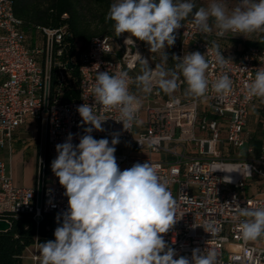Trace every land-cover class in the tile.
Instances as JSON below:
<instances>
[{
    "label": "built area",
    "instance_id": "2783aa9c",
    "mask_svg": "<svg viewBox=\"0 0 264 264\" xmlns=\"http://www.w3.org/2000/svg\"><path fill=\"white\" fill-rule=\"evenodd\" d=\"M183 24L175 33L174 45L165 52L170 58L195 51L205 54L209 62L206 70L209 88L205 96L163 99L153 82V91L147 94V102H153L146 110L144 125L136 126L140 107L132 127L126 131L122 122H118V109L97 104L95 110L107 120L102 124L104 131L93 130L91 134L95 139L107 138L111 142L112 134L119 133L115 157L121 170L148 160L157 166L159 176L177 200L176 222L161 234L168 246L175 249L174 258L190 259L192 250L199 248L205 252L215 250L218 264H264V237L244 241L238 230L243 218L236 212L237 204L264 207V189L255 195L245 193L252 178L264 185V148L254 156L253 149L246 145L248 134L245 133L250 106L262 102L259 98L246 99L245 85L251 83L259 68H264V48L247 47L238 55L221 50L230 60L221 68L215 62L212 43L235 40L238 33L228 32L221 37L214 28L211 34H202L192 21L185 20ZM36 31L38 39L32 45L15 16L14 0H0V147L11 141L14 130L26 116H32L46 125L48 152L55 159L57 144L65 142L69 133L73 134L72 143L78 144L84 128L89 127L81 124L77 108L84 103H95L91 87L97 72L114 75L124 71V67L132 69L137 61L130 48L137 46L120 35L122 55L119 59H109L114 53L115 39L91 38L78 59L79 97L61 103L51 100L50 71L52 67L63 68L53 60L55 48L58 55L61 53L63 28L37 27ZM142 60H146L144 55ZM225 72L233 81L232 92L227 97L215 93L211 87ZM179 83L183 86L182 79ZM240 148L244 149V160H230L223 155L224 149ZM155 154L165 157L155 159ZM225 177L231 182H225ZM64 192L53 174L51 184L42 181L38 200L37 190L15 186L0 163V221L10 225V216L31 215L37 222L48 213L62 217L68 208ZM205 222H212L221 230L211 236L201 226Z\"/></svg>",
    "mask_w": 264,
    "mask_h": 264
},
{
    "label": "clouds",
    "instance_id": "9594fccd",
    "mask_svg": "<svg viewBox=\"0 0 264 264\" xmlns=\"http://www.w3.org/2000/svg\"><path fill=\"white\" fill-rule=\"evenodd\" d=\"M190 15L202 34H211L214 28L221 37L228 32L245 37L264 32V0H239L231 12L223 0H210L206 7L199 8L194 0H115L110 5L105 19L113 22L115 35L128 33L145 42L151 53H161L162 62L153 69L144 60L142 74L134 79L123 70L114 75L97 72L91 87L95 103L77 108L81 124L89 127L84 128L78 144L72 143L73 134L69 133L65 142L55 146L57 156L51 162V170L65 189L68 208L62 217L57 216L58 223L61 218L62 223L54 231L55 240L39 244L40 264H218V253L211 249L205 252L194 248L190 259L174 258L175 249L168 246L161 234L176 222L177 200L159 176L157 166L148 160L121 170L115 157L119 133L112 134L111 142L107 138L95 139L91 134L93 130L104 131L102 124L107 120L95 110L97 104L118 109V122H122L123 129L128 131L132 127L140 99L129 91L130 83H135L138 91L150 94L155 78L158 88L172 97L180 87L182 75L186 95L205 96L209 88V62L205 54L195 51L183 57L174 55V68L165 66V48L174 45L176 31ZM212 52L221 68L230 61L215 42ZM232 85L225 72L211 87L227 97ZM245 89L246 99L259 98L264 102V68L256 71ZM225 182H231L230 178L225 177ZM236 212L243 218L238 230L244 241L264 237V207L237 204ZM201 226L211 236L221 230L212 222Z\"/></svg>",
    "mask_w": 264,
    "mask_h": 264
},
{
    "label": "trees",
    "instance_id": "16d2710c",
    "mask_svg": "<svg viewBox=\"0 0 264 264\" xmlns=\"http://www.w3.org/2000/svg\"><path fill=\"white\" fill-rule=\"evenodd\" d=\"M112 3L114 0H14L15 16L21 21V28L30 38L32 45L38 39L37 27L63 28L61 53L58 55L56 48L53 52V60L60 62L63 68H51V100L57 99L62 103L78 99V59L91 38H118L113 22L105 19ZM186 20H189V17ZM125 34L130 35H121ZM133 40L136 44L145 43L135 37ZM229 43L231 47L228 46ZM217 44L220 50L229 55H238L250 45H256L240 40H224ZM135 70L136 65L132 69L124 67L130 77ZM136 73L142 74L141 69ZM162 93L163 98L167 99V94L163 91ZM57 216L48 213L37 222L31 215L10 216V230L0 233V264H20L23 251L27 247L55 240L54 231L62 223V218L58 223Z\"/></svg>",
    "mask_w": 264,
    "mask_h": 264
},
{
    "label": "crops",
    "instance_id": "0c3cea01",
    "mask_svg": "<svg viewBox=\"0 0 264 264\" xmlns=\"http://www.w3.org/2000/svg\"><path fill=\"white\" fill-rule=\"evenodd\" d=\"M118 39L119 37L117 40ZM117 40L115 39L114 43V53L108 56L109 59H119L122 55V50L120 49V44L118 45ZM128 40H130L129 37ZM130 41L134 42L133 40ZM167 49L168 47L165 48V51ZM137 50L139 53L136 52ZM133 54L134 59L141 54L139 46L135 48ZM141 55H144L147 60L146 54L142 53ZM150 56L159 60V63L162 62L161 53L150 52ZM139 61L141 62L137 61L136 65L138 63L143 65L144 61H142V57ZM175 64L176 62L168 56V61L165 66L167 68H174ZM138 75V73L134 72L131 77L134 79ZM180 79L183 80L182 75ZM153 82L163 98L162 90L157 88V79L154 78L152 83ZM186 88L187 85L183 80V86L179 87L173 93L172 97L179 96L182 99L191 98V96L185 94ZM130 91L133 94H136L139 99L147 102L148 95L138 91L135 83H130ZM167 97L171 98L168 95ZM253 106H255L254 112L252 111ZM245 133L248 134L247 147L253 149L254 156L259 154L260 150L264 148V104L262 102L256 101L250 106ZM223 151L225 153V158L238 160L237 158L239 156L231 155L230 150L224 149ZM52 160L53 157L48 152L47 148L46 125L32 116H26L23 123L14 130L11 141L0 147V163L4 165L5 175L9 176L12 179L13 184L17 187L37 190L38 174L40 170L42 171L43 183L45 185L51 184L53 182V173L51 170ZM246 186H253L255 188L249 195L260 193L264 189L263 183L257 178L250 179Z\"/></svg>",
    "mask_w": 264,
    "mask_h": 264
},
{
    "label": "rangeland",
    "instance_id": "374dc122",
    "mask_svg": "<svg viewBox=\"0 0 264 264\" xmlns=\"http://www.w3.org/2000/svg\"><path fill=\"white\" fill-rule=\"evenodd\" d=\"M114 2H115V0H114ZM209 2H210V0H194V3H195L197 8H199L201 6L206 7L209 4ZM223 2L226 5V9L229 12H231V10L234 9L237 6V4L239 3V0H223ZM194 11H195V9H194ZM189 20L192 21V16L191 15L189 16ZM126 36H128L130 38V40H133V37H131L130 35H126ZM126 36H125L124 40H128V37H126ZM236 40L253 42L254 44H256V45H250L249 47H253L254 46V47L264 48V32L252 33V34L247 35V37H245V36H243V35L238 33L237 36H236V39L232 40V41H236ZM121 41H123V39H120V40L118 39L117 40L118 45L119 44L121 45ZM137 46H139L141 54L142 53L146 54L147 63L149 65H152L153 67H155V65L159 63V60L153 58V56L152 57L150 56L149 47H148V45L146 43H143L142 45L137 43ZM228 46L231 47L232 45L229 43ZM224 48H225V46H224ZM130 49L132 50L131 51L132 53L135 52V48L134 47H131ZM228 50H230V49L228 48ZM136 52L139 53L138 50ZM141 54H139V56L135 59L138 62H141V61H139V60H141V57H142ZM141 68H142V64L138 63L136 65V70L133 71V74H134V72L138 71ZM139 75H141V74H139ZM152 102H153V100H150V103H148V102L143 101V100L140 99V106H139L140 107V113H139V120H138V122L136 124L137 128L141 127L142 125H144L146 123V110L149 107V104H151ZM160 102L161 101H158V103H160ZM134 136L136 137L137 134H134ZM125 153H127V152H125ZM139 154H141V153H139ZM230 154L233 155V156H239L237 158L238 160H244L245 159L244 149L243 148L230 149ZM223 155L225 156L224 151H223ZM159 157L163 158V157H165V155L164 154H162L161 156L158 155V154L154 155L155 159H157ZM254 189L255 188L253 186H249V187L246 186L245 193L247 195H249L250 192L253 191ZM33 256L37 257L36 261L33 260ZM20 264H40V251H39V245L38 244L31 245V246L27 247L23 251V254H22L21 259H20Z\"/></svg>",
    "mask_w": 264,
    "mask_h": 264
},
{
    "label": "water",
    "instance_id": "95a60500",
    "mask_svg": "<svg viewBox=\"0 0 264 264\" xmlns=\"http://www.w3.org/2000/svg\"><path fill=\"white\" fill-rule=\"evenodd\" d=\"M41 183H42V171L38 174V185H37V197L40 199L41 195ZM10 230V225L6 221H0V233H4Z\"/></svg>",
    "mask_w": 264,
    "mask_h": 264
}]
</instances>
